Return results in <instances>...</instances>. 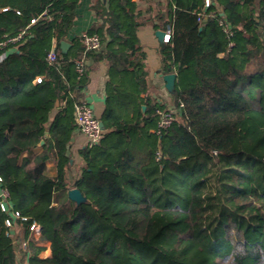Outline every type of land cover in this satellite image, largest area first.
I'll list each match as a JSON object with an SVG mask.
<instances>
[{
  "label": "trees",
  "instance_id": "trees-1",
  "mask_svg": "<svg viewBox=\"0 0 264 264\" xmlns=\"http://www.w3.org/2000/svg\"><path fill=\"white\" fill-rule=\"evenodd\" d=\"M80 1L0 0V42L25 33L0 47V264H264V0H93V51L71 35ZM145 25L169 31L166 130L154 114L167 106L147 93ZM86 59L106 68L102 134L67 182ZM25 127L45 155L10 145Z\"/></svg>",
  "mask_w": 264,
  "mask_h": 264
},
{
  "label": "crops",
  "instance_id": "crops-1",
  "mask_svg": "<svg viewBox=\"0 0 264 264\" xmlns=\"http://www.w3.org/2000/svg\"><path fill=\"white\" fill-rule=\"evenodd\" d=\"M93 0H81L77 8V17L75 19V24L71 32L72 36L80 37L82 34L86 33L93 23V17L90 7ZM155 29L151 25L141 26L137 29V39L145 52V71H146V81L148 87V95L152 100H156L159 103L171 106V97L169 92L165 89L163 75L159 72L161 67L160 56L158 54V48L161 44L155 36ZM5 55L0 56V61ZM85 66L89 69V83L83 94V102L86 103L93 111L97 118H100L104 110V89L106 84V68L102 62H93L92 59H86ZM23 133H27L28 136L25 139ZM20 143V147L30 148L33 155H45L46 150L43 147H38L39 137L30 127H25L21 129H16L14 135L10 139V145H16ZM85 146L84 136L77 130L71 141L70 153L72 156V166L67 172L66 181L69 182L72 177L76 176L78 168L81 165V159L78 156V151ZM26 156L23 152L19 156L14 154L12 157H17L18 163L20 164L22 159ZM32 164L28 166L31 168ZM55 161L50 157L48 161L45 162L44 171L53 176L56 172ZM70 184V183H69ZM70 188V186H69ZM70 190V189H69ZM47 253L42 256L44 258L50 256L49 245H46ZM45 251V252H46Z\"/></svg>",
  "mask_w": 264,
  "mask_h": 264
},
{
  "label": "built area",
  "instance_id": "built-area-1",
  "mask_svg": "<svg viewBox=\"0 0 264 264\" xmlns=\"http://www.w3.org/2000/svg\"><path fill=\"white\" fill-rule=\"evenodd\" d=\"M210 5V0H204V6L208 7ZM35 23V20H31L30 24ZM165 36L163 38V43H167L169 40V31H164ZM24 32H21L18 36L15 38L7 39L3 42H0V47L5 46L9 42H15L24 36ZM80 42L84 46L85 51H93V50H98L100 48V40L97 36L95 35H87L86 33L82 34L80 36ZM55 42L52 45V49L50 50L49 54L47 55L46 61L47 63L51 64L55 61ZM83 65H84V60L83 58H80L75 61V67H76V72L78 74H82L83 71ZM37 82H40L41 79L37 78ZM158 121H157V126L158 129L160 130H166L170 128L174 121V116H173V109L172 107L168 106L164 109H156L155 114ZM75 124L77 126V130L84 136L85 138V145L87 146H92L96 143L99 142L101 138V128L99 125V120L98 118L94 115L92 109L84 102H81L80 104L75 106ZM1 182V179H0ZM7 198V191L5 189L0 188V209L4 212L9 210V207L6 202ZM11 218H18L17 213H12L10 215ZM10 218V219H11ZM6 219L5 220V225L7 227L11 226V220ZM29 230L35 235L38 236L40 233V228L37 224L32 223L29 227Z\"/></svg>",
  "mask_w": 264,
  "mask_h": 264
},
{
  "label": "water",
  "instance_id": "water-1",
  "mask_svg": "<svg viewBox=\"0 0 264 264\" xmlns=\"http://www.w3.org/2000/svg\"><path fill=\"white\" fill-rule=\"evenodd\" d=\"M155 36H156V38L158 39V41H159L160 43H163V38H164V36H165V32H164V31L157 30V31H155ZM68 46H69V45H68L67 43H65V42H61V43H60V47H61V49H62L63 51H66L67 48H68ZM174 80H175V75H174V74H164V75H163L164 86H165V89H166L168 92H171V91H172V89H173V84H174ZM141 110H142V112H144V111H145V107L142 106V107H141ZM99 125H100V128L102 129V123H101V122L99 123ZM43 144H44V141L41 140L40 143L38 144V147H42ZM68 197H69L71 200H73V201H75V202H77V203L80 202V201L82 200V198H81L79 192H78L76 189H71V190H69V191H68Z\"/></svg>",
  "mask_w": 264,
  "mask_h": 264
},
{
  "label": "rangeland",
  "instance_id": "rangeland-1",
  "mask_svg": "<svg viewBox=\"0 0 264 264\" xmlns=\"http://www.w3.org/2000/svg\"><path fill=\"white\" fill-rule=\"evenodd\" d=\"M45 251H46V250H45ZM45 251L41 254L42 256H44V255L47 253V251H46V252H45Z\"/></svg>",
  "mask_w": 264,
  "mask_h": 264
}]
</instances>
